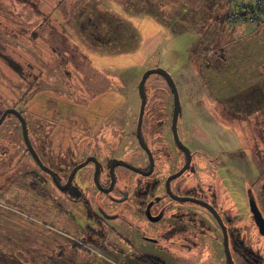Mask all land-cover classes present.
<instances>
[{"label": "rangeland", "instance_id": "obj_1", "mask_svg": "<svg viewBox=\"0 0 264 264\" xmlns=\"http://www.w3.org/2000/svg\"><path fill=\"white\" fill-rule=\"evenodd\" d=\"M166 1L84 0L87 11L82 13L84 6L77 11L81 20L73 13L74 0H0V52L23 66L16 72L0 59V110L17 104L21 96L29 114H50L45 104L51 97L59 137L66 143L72 129L75 135L95 129L122 108L121 120L128 113L127 134L122 121H112L103 137L112 136L114 151L133 147L139 152L133 133L141 106L139 83L147 70L163 68L178 85L183 108L205 111L197 121L204 135L199 141L213 151L233 149L236 171L255 183L264 203L261 153L254 161L248 150L255 147L258 131L264 133L259 119L264 116V30L245 38L236 34L234 28L243 22L230 25L231 12L238 11L234 0ZM90 15L104 21L78 30ZM169 86L159 73L148 76L147 109L153 95L159 105L171 101ZM21 137L18 118L9 115L0 124V146L5 140L13 164L7 171L0 164V264H143L114 253V245L101 243L96 235L77 232L83 226L77 211L75 223L65 206L37 201L27 165L15 169L21 150L10 143L16 139L15 145L22 147ZM261 148L264 152L263 144ZM26 162L35 168L31 158ZM251 230L247 246L264 264V236L252 224ZM216 243L207 238L201 253L184 254L175 263L225 264L223 249L212 248ZM145 246L166 259L155 245ZM238 257L235 252L234 264H251Z\"/></svg>", "mask_w": 264, "mask_h": 264}, {"label": "flooded vegetation", "instance_id": "obj_2", "mask_svg": "<svg viewBox=\"0 0 264 264\" xmlns=\"http://www.w3.org/2000/svg\"><path fill=\"white\" fill-rule=\"evenodd\" d=\"M169 87V103L159 105L157 95H153L150 109H147L146 97L141 138L138 131L140 106L133 131L139 152L133 151V147L122 152L114 151L112 136L103 137V132H109L113 126L112 121H122L121 130L127 134L128 113L123 116L124 120L120 118L125 109H118L95 129L84 130L77 135L72 129L66 143H63L59 137L57 106L54 107L52 98L49 97L50 102L45 104V111L50 114L32 115L25 111L20 96L17 104L0 110L1 118L7 109L14 108L16 112H8L3 121L14 115L22 128V147L15 145L16 139L10 143V146H18L21 150L19 165L15 169L27 165V175L35 178L33 190L37 201L49 199L47 206H65L67 218L75 223L73 216L77 211L83 224L77 232L96 235L101 243L114 245V253L131 255L143 264H176L177 257L201 253L204 240L212 238L217 242L212 248H222L225 255L223 263L228 264L225 229L232 259L235 252L241 259L243 248L235 243V239L247 245L253 231L251 224L259 230L251 200L257 203L264 217L262 194L255 189V183L248 182L239 169L236 171L233 149L213 151L202 145L199 139L204 135L197 121L206 115L205 111L197 107L191 109L192 114L184 109L178 85L180 108L177 119L174 118L175 96ZM17 111L26 120L28 138L34 150L27 141L22 116ZM30 115L34 116V124ZM183 118L187 120L186 124L181 123ZM260 121L263 123L264 118L260 117ZM253 139L255 147L248 149L251 158L257 161L259 152L264 164L261 148L264 133L259 130L258 139ZM3 143L6 144L5 140ZM4 144L2 148L0 146V164L7 171L13 164L11 166ZM28 158L33 160L35 168L28 166ZM115 159L123 163L112 166ZM235 180L242 186L240 190ZM57 181L61 186L68 183V188L62 189ZM75 226L78 227L77 224ZM146 244L155 245L157 254L166 256V259L156 255ZM242 261L245 262L244 259Z\"/></svg>", "mask_w": 264, "mask_h": 264}, {"label": "water", "instance_id": "obj_3", "mask_svg": "<svg viewBox=\"0 0 264 264\" xmlns=\"http://www.w3.org/2000/svg\"><path fill=\"white\" fill-rule=\"evenodd\" d=\"M151 73H160L161 75H163L167 79L168 83L170 84V86H171V88L173 90L174 96H175V105H176L175 106V116H174L175 119H177L178 110L180 108V97H179L178 88H177L176 82L174 81V79L171 76V74L167 70H165L163 68H152V69L147 70L144 73V75H143V77H142V79H141V81L139 83V92H140V96H141V112H140V119H139V124H138V131H139L140 138H141V132L140 131H141L142 118H143L144 110H145V107H146L145 82H146L148 76ZM10 111L16 112V110L14 108L7 109L3 113L2 117L0 118V124L3 121V119L5 118L6 114L8 112H10ZM17 113L19 115H21V113L19 111H17ZM21 118H22V122H23V126H24V132H25V135L27 137V141H28L30 147L32 148V150H34L32 145H31V143H30V140L28 138V133H27V128H26V120H25V118L23 116ZM85 163H83V164H85ZM117 163H123V162L120 161V160L115 159L113 161V163H112V166L114 164H117ZM83 164H81L80 166H82ZM76 169H77V167H76ZM57 182L60 185L59 181H57ZM60 187L62 189H66V188H68V183L65 186H61L60 185ZM110 189H108V190H110ZM251 207H252V210H253V212L255 214L256 223H257V225L259 227V230H260V232L262 234H264V217L262 216V214H261V212H260V210H259V208L257 206V203L254 200H251ZM225 248H226V256H227L228 264H233L232 255H231V252H230V249H229V245H228V236H227V233H226V229H225Z\"/></svg>", "mask_w": 264, "mask_h": 264}, {"label": "trees", "instance_id": "obj_4", "mask_svg": "<svg viewBox=\"0 0 264 264\" xmlns=\"http://www.w3.org/2000/svg\"><path fill=\"white\" fill-rule=\"evenodd\" d=\"M74 1L76 2V6L72 7L73 8L72 9L73 13H75L74 15H78L80 17V19L82 20L83 17H81V15H83L82 13H84V11H87V7H86L87 3L85 4L84 0H74ZM82 6H84L85 8L82 9V13L80 12V14H78L77 11L79 9L81 10ZM78 7H81V8H78ZM57 11L60 13V9L59 8L57 9ZM52 13H56V12L54 11ZM249 13H250L249 11H242L241 12L242 16L249 15ZM231 14H230V16H231ZM87 19L88 20L86 22H84V23L82 22L81 23L80 27H77L78 30H85L86 29V23L89 24V25L94 26L93 25L94 22L99 24V23L104 21L103 17H101V16L99 18L95 19L94 17H92V15H90V16H88ZM62 26H63V24H62ZM252 30H256V29L252 28ZM95 41H99V40L95 38ZM0 59L4 60V62H6L9 66H11L16 72H20V71L22 72L23 66L21 65V63L18 60H15V59H13L12 57H10V56H8L6 54H3L2 52H0ZM29 118H31L32 124H34V116L30 115ZM263 118H264V116H263ZM259 166L264 169V164L263 165H259ZM263 169L259 170V178L260 179L264 178V170ZM235 243L236 244H240V247L243 248V250H241L240 256L243 259H245L247 262H250L251 264H261V263H263L262 259L257 257V254L254 252V250L251 249V248H248V246L246 244H244L243 241H241L240 239L236 238L235 239ZM155 264H157V262Z\"/></svg>", "mask_w": 264, "mask_h": 264}, {"label": "built area", "instance_id": "obj_5", "mask_svg": "<svg viewBox=\"0 0 264 264\" xmlns=\"http://www.w3.org/2000/svg\"><path fill=\"white\" fill-rule=\"evenodd\" d=\"M238 3V11L230 16V25L247 23L250 28L258 29L264 26V0H234ZM242 11H249V15L242 16Z\"/></svg>", "mask_w": 264, "mask_h": 264}, {"label": "crops", "instance_id": "obj_6", "mask_svg": "<svg viewBox=\"0 0 264 264\" xmlns=\"http://www.w3.org/2000/svg\"><path fill=\"white\" fill-rule=\"evenodd\" d=\"M154 2H160L161 4L160 5H164V4H166L167 3V1L166 0H153ZM164 1V2H163ZM169 3V2H168ZM170 4V3H169ZM231 13H233V12H231ZM242 26L241 27H237V28H234V30H235V32H236V34H240V35H242V37H247V36H254V35H256V34H258V33H260L261 31H263L264 30V27L263 28H260V30H256V33H254V32H251V30H252V28H250L249 27V25L248 24H245V23H243V24H241ZM245 25V26H244ZM249 30V31H248ZM254 31V30H253ZM234 32V31H233ZM234 32V33H235ZM249 33V34H248ZM253 33V34H252ZM228 42V41H227ZM229 43V42H228Z\"/></svg>", "mask_w": 264, "mask_h": 264}]
</instances>
